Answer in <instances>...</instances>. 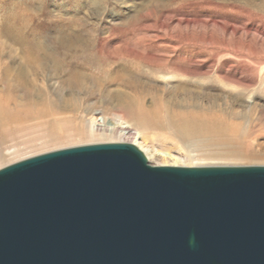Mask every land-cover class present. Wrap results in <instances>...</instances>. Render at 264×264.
<instances>
[{
    "label": "rangeland",
    "instance_id": "rangeland-1",
    "mask_svg": "<svg viewBox=\"0 0 264 264\" xmlns=\"http://www.w3.org/2000/svg\"><path fill=\"white\" fill-rule=\"evenodd\" d=\"M100 114L178 165H263L264 0H3L1 167L133 141L93 130Z\"/></svg>",
    "mask_w": 264,
    "mask_h": 264
},
{
    "label": "water",
    "instance_id": "water-1",
    "mask_svg": "<svg viewBox=\"0 0 264 264\" xmlns=\"http://www.w3.org/2000/svg\"><path fill=\"white\" fill-rule=\"evenodd\" d=\"M0 264H264V164H150L126 141L0 167Z\"/></svg>",
    "mask_w": 264,
    "mask_h": 264
},
{
    "label": "bare ground",
    "instance_id": "bare-ground-1",
    "mask_svg": "<svg viewBox=\"0 0 264 264\" xmlns=\"http://www.w3.org/2000/svg\"><path fill=\"white\" fill-rule=\"evenodd\" d=\"M119 100L122 102L121 98ZM90 122H91V126L93 127V130L94 129L96 130V126H100L101 129L103 128L102 130L105 129V131H108L109 133L115 132L116 128H120L117 133L120 134L121 136H123L125 134H129V133H131V134L135 133V137L131 143L137 145L138 148L141 149V151H143L145 153L148 160L156 159V160L161 162V163H157V164H162V165H171V164L172 165H178L175 162L176 157H174L172 154L165 152V151L164 152L161 151L156 146H153V144L150 147L149 146L143 147L142 145H140L139 142L136 140V138L138 139V137L141 135V133L139 131L133 129L131 124L123 117L122 114H115V116H112V117H109L106 115H101V116L96 115V117H93ZM132 129H133V131H132ZM115 141H117V140H115ZM115 141H108V142H115ZM97 142H102V141H97ZM97 142H93V143H97ZM169 158L174 159V161L171 163H168L169 161L167 159H169ZM208 165H214V164H208ZM208 165H206V166H208ZM0 167H1V164H0Z\"/></svg>",
    "mask_w": 264,
    "mask_h": 264
},
{
    "label": "snow or ice",
    "instance_id": "snow-or-ice-1",
    "mask_svg": "<svg viewBox=\"0 0 264 264\" xmlns=\"http://www.w3.org/2000/svg\"><path fill=\"white\" fill-rule=\"evenodd\" d=\"M3 0H0L2 3ZM50 3V0H36V6L41 9H46ZM59 17H53L51 21H48L49 25H57L59 22Z\"/></svg>",
    "mask_w": 264,
    "mask_h": 264
}]
</instances>
